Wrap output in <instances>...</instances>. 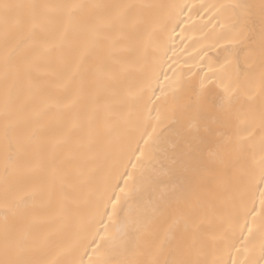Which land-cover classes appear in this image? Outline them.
<instances>
[{
    "label": "snow or ice",
    "instance_id": "6c2138e0",
    "mask_svg": "<svg viewBox=\"0 0 264 264\" xmlns=\"http://www.w3.org/2000/svg\"><path fill=\"white\" fill-rule=\"evenodd\" d=\"M185 7L0 0V264H226L210 257L232 249L245 257L232 264H264V242L258 257L247 255L257 217L264 238V0L200 6L229 47L220 69L209 65L211 75L178 100L184 82L171 65L173 76L158 69L164 23L174 32ZM149 45L157 55L145 71L139 54ZM52 107L69 115L50 135L43 118ZM114 133L137 134L139 155L131 171L100 181L95 164ZM38 195L55 206L52 220L75 223L63 242L37 230ZM85 199L86 235L77 216Z\"/></svg>",
    "mask_w": 264,
    "mask_h": 264
},
{
    "label": "bare ground",
    "instance_id": "6f19581e",
    "mask_svg": "<svg viewBox=\"0 0 264 264\" xmlns=\"http://www.w3.org/2000/svg\"><path fill=\"white\" fill-rule=\"evenodd\" d=\"M10 3H41L45 0H7ZM85 3H153V4H179L192 7L191 13L188 11V7H185L183 12L177 18L179 26H175V31H171L174 26L173 22L164 23L167 36V54L163 57V67L158 69L163 72H167L169 76H173V72L169 69V65L176 70V74L184 82V88L178 90L177 99L182 100L188 90L195 91L199 88L200 80L205 74L211 75L208 72L209 65L214 70H219L220 65L224 62V57L227 53L224 51L229 45L226 43V38L221 35V29L215 18H213L210 11H206L201 5L210 4H226L233 2V0H83ZM250 2L258 3L259 0H250ZM165 10H161L164 12ZM4 24L3 14L0 13V29ZM183 29V31H182ZM143 30V25L141 26ZM120 51H118V58L122 62H127L131 56L124 49V45L121 44ZM206 53V54H205ZM140 63L144 66L145 71H150L153 63L155 53L152 45H149L141 51ZM226 72L230 69H225ZM138 73L133 70L128 74L129 79L136 78ZM161 82H163V75L161 74ZM53 97L58 100H62L63 92L55 87V81H53V87L50 89ZM157 95L159 91L157 90ZM146 99V98H145ZM154 99V98H153ZM143 103V101H142ZM3 85L0 82V130L3 129L5 123V117L3 114ZM69 113L61 108L52 107L43 118V123L47 126L48 134H54L60 123L68 117ZM160 134L164 138L171 136V129L167 124H164L160 129ZM102 139V138H101ZM139 139L135 133L131 134H113L112 143L108 146L107 157L101 158L95 164L97 171V179L103 181L109 173L115 174L118 172H124L125 170L131 171V164L135 163V155H139L138 152L134 154L136 148V140ZM142 144V141H141ZM4 145L2 138H0V164L3 162ZM32 183H38L40 179L39 171L33 173L30 178ZM122 183V182H121ZM45 201L39 195L37 196L36 208L37 214L45 220L43 223L37 225L39 232L48 233L50 240L54 243H61L67 237L72 235L76 231V225L74 222H65L62 220H52L51 217L55 213V206L45 207L43 206ZM257 208H259V201L257 197ZM91 212V205L85 199L81 202L77 216L80 224L83 226L81 231L86 235L88 232L87 221ZM106 219V217H105ZM257 229L254 231L255 239L250 244V251L247 254L249 257H258L259 246L264 242V238L259 233V217H257ZM113 229L115 226H112ZM91 253V249H88V254ZM80 254L84 255V259H88V255L84 254L83 249H80ZM210 258L223 259L226 264H232L234 259L243 260L245 257L238 255L234 249L229 251L222 250L216 253ZM65 260L71 259L70 255L64 257Z\"/></svg>",
    "mask_w": 264,
    "mask_h": 264
}]
</instances>
